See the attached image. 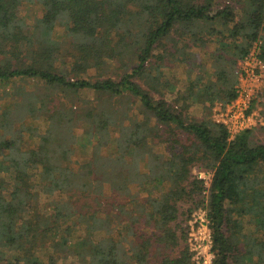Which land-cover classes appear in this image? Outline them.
<instances>
[{"label":"trees","instance_id":"16d2710c","mask_svg":"<svg viewBox=\"0 0 264 264\" xmlns=\"http://www.w3.org/2000/svg\"><path fill=\"white\" fill-rule=\"evenodd\" d=\"M257 40L264 59V0H0V264H198L186 201L207 208L212 264H264V142L211 117Z\"/></svg>","mask_w":264,"mask_h":264},{"label":"built area","instance_id":"2783aa9c","mask_svg":"<svg viewBox=\"0 0 264 264\" xmlns=\"http://www.w3.org/2000/svg\"><path fill=\"white\" fill-rule=\"evenodd\" d=\"M262 40L254 42L249 53L239 60L237 66V96L228 103L217 102L214 108V120L227 127L231 136L255 125L253 99L264 85V59L261 57ZM190 249L198 264H212V229L207 208L198 211L190 222ZM209 247V250L207 248ZM204 251H206L205 254Z\"/></svg>","mask_w":264,"mask_h":264},{"label":"rangeland","instance_id":"374dc122","mask_svg":"<svg viewBox=\"0 0 264 264\" xmlns=\"http://www.w3.org/2000/svg\"><path fill=\"white\" fill-rule=\"evenodd\" d=\"M22 14L23 16L27 19V21H33V19L36 16H39L42 14V7L41 5L38 4H32V5H28V6H23L22 7ZM56 34V37H58L59 39L65 38V29L63 27H59L55 30L54 32ZM181 45L184 46V43H181ZM213 48V47H212ZM187 51L188 56H190V58L193 60L195 58L194 56V52H195V46H193V48H191V50H189L188 48H186L185 52ZM202 51V50H200ZM186 54V56H187ZM200 56L202 57L203 60H206V62H211V58L208 57V54L204 53V52H199ZM189 58V59H190ZM69 60H71L69 58ZM193 62V61H192ZM187 62H181V60L174 62L172 61V65H170L166 70H167V75L168 78H171L175 81L176 84V88L177 91L178 90H184L186 83L188 82V74L187 72V68H186V64ZM89 74H94L96 71L95 69H91L89 71ZM20 84L25 85L27 88L32 87L33 85H35L34 81H28V82H21L20 80H18V82H13L11 83L8 87L9 89L13 90L12 88L15 86H18ZM4 86H0V107L6 106L7 103L9 102V96H7L6 92L4 91ZM172 91L171 89H169V91H167V99L170 101H174L175 98L177 97L178 93ZM258 94V93H257ZM217 103H215L212 107V111H211V117L214 119V108L216 106ZM1 110V108H0ZM252 110L254 111V120H255V125H253L251 128L254 129V134L255 137L264 142V99L262 97H260L258 95V98L256 99V102L254 103V105L252 106ZM190 113L191 115H195L197 117H202L203 114V106L201 103H196L194 104L191 109H190ZM80 133L83 132V128L80 129L79 131ZM28 135H25V139ZM87 137L82 139L81 143L78 145L77 151L81 154L85 153L86 149H87ZM28 145H30V143L28 142ZM193 173L198 176L199 178L203 179L205 182V186L209 187L210 185V181L213 175V172L208 169L207 167H202L199 164L195 165L193 168ZM207 192V190L204 191ZM50 196L45 195L43 197L44 201H49L50 200ZM194 207L195 205L192 204V202L190 201H186V202H182L180 203V214L178 217V220L176 221V223L180 224V227L182 226L183 228H185L187 234H188V243H190V237H191V224L190 222L195 218V214L202 210L205 209L204 204L199 205L197 207H195L192 212L189 211L190 207ZM207 248L206 251L209 250V247H205ZM206 251H204L205 254ZM46 253V251H45Z\"/></svg>","mask_w":264,"mask_h":264}]
</instances>
